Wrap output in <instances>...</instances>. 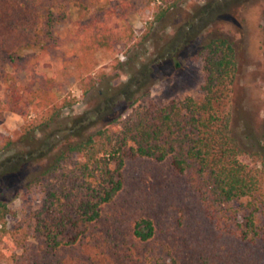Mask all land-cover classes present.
<instances>
[{"label":"trees","instance_id":"1","mask_svg":"<svg viewBox=\"0 0 264 264\" xmlns=\"http://www.w3.org/2000/svg\"><path fill=\"white\" fill-rule=\"evenodd\" d=\"M76 2L84 8V0H0V119L6 112L20 115L24 141L46 132L79 100L58 97L54 78L25 85L3 73L4 63L18 67L10 35L29 36L49 55L63 43L59 26L74 22ZM132 8L130 3L111 10L104 19L80 16L74 25L84 32L81 51L89 55L128 46L133 32L125 38L126 32L110 28L106 18L125 17ZM197 57L204 72L200 98L156 105L145 69L121 90L128 104L123 113L108 117L114 106L108 103L94 117L77 118L62 143H45L48 152H55L25 186L37 202L28 220L39 245L29 251L22 244L18 234L26 219L13 227L19 212L1 200L0 248L12 246L1 257L13 264H264V171L243 161L245 152L233 135L227 108L239 73L236 49L229 38L214 36ZM168 60L180 66L175 58ZM101 81L83 78L82 98ZM14 145L0 133V185L36 158L27 152L2 159ZM138 159L168 164L194 195V207L186 206L167 227L149 212L131 217L107 212L124 191L127 162ZM228 244L237 246L231 250ZM21 248L24 252L17 254Z\"/></svg>","mask_w":264,"mask_h":264},{"label":"rangeland","instance_id":"2","mask_svg":"<svg viewBox=\"0 0 264 264\" xmlns=\"http://www.w3.org/2000/svg\"><path fill=\"white\" fill-rule=\"evenodd\" d=\"M124 1L84 0V8L81 2L72 5L74 22L80 16L88 19L96 15L104 19L111 10L133 5L125 17L116 14L106 18L110 28L119 33L126 32L125 38L133 32V41L117 51L98 50L85 55L81 51L84 32L74 22L59 26L58 34L63 43L49 55H43L29 36L10 35L11 51L18 67L4 63L3 73L14 74L25 85L39 83L42 78H54V92L58 97L79 100L73 108L66 109L50 129L38 133L31 141L23 140L20 115L6 112L0 119V133L15 143L13 150L1 158L27 152L36 157L17 175L3 179L0 185V201H7L19 212L13 227L26 219L20 225L18 236L29 251L39 245L32 222L28 220L30 210L37 202L34 195L27 194L25 186L55 152H48L45 143H62L64 133L77 118L94 117L96 110H104L108 103H114L106 112L108 117L123 113L128 104L121 100L120 92L145 69L150 75L146 87L156 105L187 96L200 98L204 72L197 53L207 38L225 36L234 44L239 73L227 104L231 128L245 152L243 161L264 171V0H127L129 4H123ZM161 10L165 13L158 18ZM173 58L179 62V67L168 60ZM89 75L103 81L82 98L81 80ZM3 82L4 75L0 74L2 99ZM195 203L194 195L183 179L175 176L168 164L138 159L127 162L124 191L107 212L119 211L127 217L149 212L167 227L174 218L184 214L182 211L186 206L194 207ZM202 217V213H197V220ZM228 245L231 250L237 246ZM6 251L11 253L12 246L0 248V264H13L1 257ZM16 252L21 254L24 250L21 248Z\"/></svg>","mask_w":264,"mask_h":264}]
</instances>
